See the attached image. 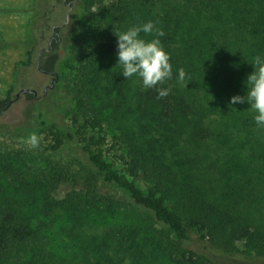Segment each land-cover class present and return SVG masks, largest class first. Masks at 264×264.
Segmentation results:
<instances>
[{"label":"trees","instance_id":"16d2710c","mask_svg":"<svg viewBox=\"0 0 264 264\" xmlns=\"http://www.w3.org/2000/svg\"><path fill=\"white\" fill-rule=\"evenodd\" d=\"M43 2L19 64L50 43L39 67L69 72L72 105L64 125L37 113L44 146L0 149V264H262L264 128L230 98L264 55V0ZM147 21L173 72L148 89L114 34ZM67 145L70 163L49 157ZM66 177L81 186L57 198Z\"/></svg>","mask_w":264,"mask_h":264},{"label":"rangeland","instance_id":"374dc122","mask_svg":"<svg viewBox=\"0 0 264 264\" xmlns=\"http://www.w3.org/2000/svg\"><path fill=\"white\" fill-rule=\"evenodd\" d=\"M43 0H0V99L4 98L11 86L16 88L32 87L37 90V99H28L21 95L2 114H0V149H20L28 151L26 143L30 133H35L39 141L46 144L48 138L36 120L41 112L49 121L65 124L66 111L72 105L69 85V72L59 67L60 78L42 95V87L49 83V78L36 68L35 60L23 67L19 61L26 57L28 27L36 9L41 8ZM63 44V42H62ZM73 149L64 146L62 154L49 155L53 160L65 164L72 161ZM70 169H77L71 165ZM80 181L75 178H62L56 190V197L79 188ZM259 261L264 264V257Z\"/></svg>","mask_w":264,"mask_h":264},{"label":"clouds","instance_id":"9594fccd","mask_svg":"<svg viewBox=\"0 0 264 264\" xmlns=\"http://www.w3.org/2000/svg\"><path fill=\"white\" fill-rule=\"evenodd\" d=\"M156 35L152 39H145L140 34L153 33ZM117 38L115 53L121 71L125 78L138 77L144 88H153L165 80L171 79L172 65L169 62V54L164 49L159 37L163 36V31L154 28L152 21H147L140 25H131L126 29L114 32ZM253 70L248 73L244 81L245 95H233L230 98L232 104L246 101L249 108L253 110V120L257 127L264 128V55L257 54L250 62ZM178 80L185 78L182 68L177 69ZM157 95L164 97L168 95L170 89L159 87L156 89ZM26 143L35 148L38 146L39 138L35 133H30Z\"/></svg>","mask_w":264,"mask_h":264},{"label":"flooded vegetation","instance_id":"af4514ba","mask_svg":"<svg viewBox=\"0 0 264 264\" xmlns=\"http://www.w3.org/2000/svg\"><path fill=\"white\" fill-rule=\"evenodd\" d=\"M54 33L52 34V37H54ZM50 46V43H47V45H46V47H42V48H40V52H39V57H38V59H39V64H40V61H41V52L42 51H46V50H49V47H47V46ZM37 59V60H38ZM37 60H36V65H37ZM37 68V67H36ZM38 69V68H37ZM41 69V68H40ZM39 70V69H38ZM41 73H43L45 76H47L48 78H49V83L48 84H44V86L42 87V90H43V92H42V95L44 94V93H46V91H47V89L48 88H51L49 85L52 83V86H53V84H54V78H55V76H53V74H52V72L51 71H46V70H39ZM32 88V87H31ZM35 89V88H34ZM36 90V89H35ZM26 94V93H25ZM21 95H23V94H20L19 95V97L21 96ZM41 96V94L40 95H38V93H37V90H36V95L34 96L33 95V97H34V99H37V98H39ZM18 97V98H19Z\"/></svg>","mask_w":264,"mask_h":264},{"label":"water","instance_id":"95a60500","mask_svg":"<svg viewBox=\"0 0 264 264\" xmlns=\"http://www.w3.org/2000/svg\"><path fill=\"white\" fill-rule=\"evenodd\" d=\"M36 67L39 69V70H42L40 69L39 67V59L37 60V65ZM53 83V82H52ZM52 83L49 85L50 87H52ZM25 93H32L34 96L36 95V90L34 88H31V87H21L15 94V97L12 98L7 105H9L11 102L15 101L18 99L19 95L20 94H25ZM4 112V109L2 111H0V114H2Z\"/></svg>","mask_w":264,"mask_h":264}]
</instances>
